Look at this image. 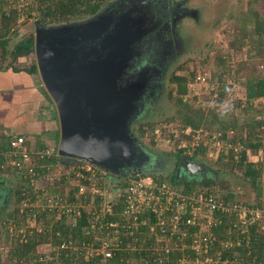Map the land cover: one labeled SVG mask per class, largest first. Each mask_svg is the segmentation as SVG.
I'll use <instances>...</instances> for the list:
<instances>
[{"label": "rangeland", "instance_id": "1", "mask_svg": "<svg viewBox=\"0 0 264 264\" xmlns=\"http://www.w3.org/2000/svg\"><path fill=\"white\" fill-rule=\"evenodd\" d=\"M112 1L114 0H108L101 7H105ZM27 3L28 0H0V29L5 23L3 22L4 15H17L16 21L12 22V20H10L8 22L9 30L6 34L8 39L6 48L8 50L13 49L17 42L23 40L28 35H35V20L37 18L35 16H26L25 13L28 10L26 6ZM185 5L191 7L196 13V15H194L196 21L190 18L182 19L183 21L180 29L181 35H179L178 38L179 41H182V47L179 52L181 56H183H180V60L174 62L173 65L170 66L171 68L167 69V72L163 76L162 84L158 87L159 91L155 93L157 95L154 94L155 99L152 103L153 107L149 108L144 116L138 118L132 124L131 128L134 134L143 143L145 149L154 155H158L157 160L159 162H161L163 158H168L170 156V163H173L172 153L176 152L179 148H183L184 154L182 155H186L188 160H194L203 166L204 169L202 170L205 176H203L202 180L198 181V179H195L190 181V183L192 182L195 186V190L192 194L197 197L198 201H200V198L203 200L207 191H210V194L216 198L223 192H233L236 195V202L238 204H243L242 206L244 207V209L242 207L240 215L244 216V210L248 211V207L249 211L258 210L260 215L258 218H254L255 221H257V219L261 217L264 218V216L262 215V208L251 206V204L256 202L255 186L244 178L242 170L235 167L231 169L229 165L226 164L228 163L230 149L233 148L235 149L234 151H239L242 147L238 141L235 144L230 142L231 137L238 135V132L230 128L226 133L228 138L224 139L222 138V132L217 130L213 125H209L207 121L195 132H192L189 127L183 128L181 117L178 115L179 109L173 98L176 94H174L175 96L172 98L169 95V89L172 87L169 77L176 69H178V73L186 75H188L190 71L196 72L194 80L187 84L189 90L184 96L182 95V97L192 102L194 108L200 107L204 118L210 116L211 109H215L217 112L228 113L227 119L234 116L238 124L246 120L248 121L252 116L264 117V96L256 98L252 108H246L244 86L247 78L246 76L248 75L264 78V58L250 57V54L254 53V50H251L250 44L246 42V44L230 51L233 54V58L229 62L228 72L220 75L219 65L214 59V56L218 53L227 54V51H229L227 47L228 42L229 39L232 38L233 33H238L243 27H246L248 31L252 30L254 24L253 12L259 11L264 18V0H186ZM204 59H207L206 62L201 63L200 60ZM35 62V54L31 52L28 56H21L16 60H13L10 55H7L4 60L0 61V64L2 66L14 65L16 67H28ZM178 63L182 64L183 67L177 68V66H179ZM198 76L203 78V80L197 79ZM34 77L36 81L33 82L38 87V95L36 97L33 96V103L37 107L36 110L31 111L32 114L29 116V122L24 130V136L31 145L42 141L48 147L56 151L59 140L56 139L57 131L59 132L56 107L51 98L47 100L44 94H42V91L46 90L39 73H35ZM221 92H223V95L220 94ZM237 99L241 100V104H235L234 101ZM30 106L32 109L33 105L31 104ZM147 123H151L153 128H145L143 132H139L138 125H143L144 127ZM231 130L232 132H230ZM256 137L262 138L264 143V125L260 128L255 127V139ZM198 146H202L204 152H195ZM262 153L264 154L263 146L257 153L250 151L248 153V158L257 162L260 157L262 158ZM59 164L64 166V163ZM147 164L148 163H146V165ZM159 166H161L160 168H162V166L165 167V163H156L155 168H159ZM167 168L168 166L165 170L158 171V173L145 174H155L162 177H164L163 175L169 176L171 169L168 168V170ZM193 171H195V169ZM193 171L191 170L190 173L192 174ZM0 175L10 179L9 182L12 184L13 190L18 183L21 182L19 173L10 168L1 170ZM142 175H144V173ZM121 177L122 176L108 172L104 178H100L95 182V184L99 182L103 183V181L106 180L105 184L108 189H106L105 196L107 201H116L115 197L117 196V192L113 190L112 185ZM165 179L166 182L171 185L169 177H165ZM60 180H62L60 173L50 169L47 175L36 181L37 188L41 187L42 191L40 190L41 192H38L34 201L31 199L26 204L20 202L19 213L15 211L16 202H12L8 209L2 212L0 216V264H19L17 259L12 255V245L14 244L11 242L10 238L12 236L16 237L17 234H19L22 239H25L26 237L24 234L27 229L28 234L34 232L42 234V232L47 229V241L40 247L42 254H47L49 251L56 250V248L60 247V243L66 240L65 234L63 233L64 231H53V227L56 224L73 225L76 223L77 215L65 214L61 216L59 213L60 211L53 209V204L46 200L47 197L52 196V194L49 193L50 188L52 189L55 187V189H58L55 194L61 192L62 198H64V201L61 203L62 207H67L69 202H67L65 197L70 187L75 185L76 181L73 176L67 177L65 182ZM178 184L184 185L182 182ZM94 187L99 189L100 186L94 185ZM177 187L179 191L182 190V186ZM88 188L91 189L90 186H88ZM84 189L86 188L84 187ZM12 198H15L14 194H12ZM90 198L85 203H82V207L91 211L93 204ZM199 204L200 202L196 203L194 209V216L196 219L200 220L201 227L195 237L197 241L193 244L195 245L194 249L197 254L193 262L194 264H213L217 261L216 255H210L204 259L201 258L202 254L205 253L206 244L200 241V237L202 233L208 231L206 221L211 217V213H209L204 205ZM26 208L28 209L27 211L25 210ZM29 210L33 213L28 214ZM183 210L184 209H180L181 212ZM175 211L179 213L177 210ZM251 216L255 217L254 215ZM172 217L171 214L165 215V219H168L170 223H174L176 219ZM239 218L242 220L241 216H239ZM18 219L20 220L18 221ZM94 219L99 220L95 214ZM17 221L21 225L20 228L16 227ZM130 226L131 227L127 226L129 230L126 229L123 235H133L134 231L140 228L138 222H131ZM148 234L151 235L150 233ZM94 236L96 238H93ZM99 236V233H94L92 236L87 234V237H90L92 242H97V237ZM155 239L154 251H160L162 247L179 249V246L175 242L171 243L172 240L170 237L159 235L156 232ZM68 243L72 247L79 246L76 238L70 239ZM126 246L131 247L132 245H130L128 241ZM183 246L181 243V248ZM131 248L135 247L133 246ZM85 249H87V247H85ZM89 250L91 251H88L89 255H91L90 253H94L92 246H89ZM25 258H22L20 264L34 262L33 260ZM158 258L161 261L163 260V257ZM47 259L50 258L47 257ZM182 259L186 264H190L191 262L188 257Z\"/></svg>", "mask_w": 264, "mask_h": 264}, {"label": "trees", "instance_id": "2", "mask_svg": "<svg viewBox=\"0 0 264 264\" xmlns=\"http://www.w3.org/2000/svg\"><path fill=\"white\" fill-rule=\"evenodd\" d=\"M107 1L108 0H28L26 5L28 10L25 14L27 17L35 16L46 25L57 24L92 15ZM252 16L254 22L252 30L248 31L246 27H243L238 31V33H233L232 38L229 39L228 42L227 47L229 51H227V54L218 53L214 56L215 62L219 65L218 68L220 70V75L228 72V67L230 65L229 62L233 58V54L230 51L246 44V42L250 44V49L254 50V53L250 54V57L264 58V18L259 11L253 12ZM3 18V22L5 23L0 29L1 60H4L7 55H10L13 60H16L18 57L28 56L29 53L34 52L33 34H30L23 40L17 42L13 49L8 50L6 48L8 42L6 34L9 30L8 22L10 20H12V22L16 21L17 15H4ZM206 60L207 59L200 60V62L205 63ZM182 67V64H179L177 68ZM5 68H10L14 72L25 71L29 74L38 72L36 62L32 63L28 67L5 65ZM177 70L178 69L174 70L169 77V81L172 85L169 89V95L172 98L175 96L174 94H176L173 98L179 109L178 115L181 117L182 127H189L192 132H195L204 122L207 121L209 125H213L217 130L222 132V138L224 139L228 138L226 136L228 129L232 128L238 132V135L231 137L230 142L235 144L238 141L242 147L239 151H234L235 149L233 148L230 149L228 163L226 164H228L231 169L235 167L242 170L244 178L255 186L256 202L251 204V206L255 208L258 207L260 209L262 208V215L264 216V154L262 153V158L260 157L257 162L248 158V153L250 151L257 153L262 146L264 147L262 138L256 137L255 139V127L260 128L264 125V117L252 116L248 121L246 120L243 123L238 124L237 119L234 116L231 115L232 117L227 119L228 113L217 112L215 109H211L210 116L204 118L200 107L194 108L192 102H189L184 99L185 97H182V95L184 96V94L189 90L187 84L188 82L191 83V81L194 80L196 72L190 71L189 74L186 75L178 73ZM246 77L247 78L244 83L246 108H252V106H254V100L258 97L264 96V78L252 75H248ZM42 94H44L47 100H50V96L46 91H42ZM220 94L223 95V92ZM234 102L236 105L241 104V100L238 99ZM145 128L152 129L153 126L151 123H147L144 127L143 125H138L139 132H143ZM13 135L24 136L25 134L23 135L18 133ZM58 137L59 132L57 131L56 139H58ZM27 143L30 144L28 140ZM31 146H34V148H44L47 145L42 141H39ZM8 148L9 139L0 143V162L4 160L3 151ZM183 151V148H179L172 154L180 156L184 154ZM198 151L204 152V148H202V146H198L195 152ZM57 161L64 163V166H66V163L62 161L59 156L56 158L45 157L37 161V166L40 167L44 165V168H37V170L45 171L46 174L45 166H49V164L56 163ZM11 170L14 171V169ZM60 176L62 179L60 181L65 182V174ZM145 176L153 177L156 180L165 179V177L155 174H147ZM170 183L177 189H179L177 186H182V190H180L185 194H192L195 190L194 184L185 183V185H180L176 183L174 176L170 177ZM57 190L58 189H55V187L52 189L50 188L49 193L56 197L54 194ZM39 191H35L31 184L21 179V182L16 186V191L14 193L16 213H19L20 202H23L26 198L34 201L36 197L35 194ZM74 192L75 189L73 187L68 190L67 196L65 197L67 201L71 202L82 199V203H85L88 200L87 197H85V194L81 195L80 199L76 198ZM58 195L62 196L61 192H59ZM207 195H211L210 191L206 192V196ZM94 197L95 203L93 204L92 209H97V202L99 198L98 195H95ZM235 197L236 195L230 191L223 192L217 198L214 197L215 199L222 201L225 209L216 208L211 212L209 211V213H211V217L206 221L208 231L202 233V236L208 237V239L203 242L206 244L207 249L205 248V253L202 254L201 258L204 259L210 255H216L217 261L213 264H264V218L261 217L257 219V221H248V217L250 215L248 212L249 207L244 216L240 215L238 209L234 207H243V204H238ZM122 204V201L113 202L111 205V213L104 215L102 218L104 223H109L110 225L108 228V238L112 241L113 247L112 255L105 260L103 259L102 253H90L91 255H89V252L91 251L86 243L90 239L87 237V234L92 236L94 233L98 232L96 231L95 226L101 222V219H93L90 210H86L82 206L80 207V214L77 215L75 224H56L53 227V231H64L63 233L65 234L66 241L76 238L79 244L78 247H72L67 244L64 247H58L56 250L49 251L47 254H42L40 247L47 241V229L44 230L42 234L35 232L28 234L27 229L24 234L26 237L25 239H22L19 234H17L16 237L12 236L10 238L11 242L14 244L12 245V255L17 259L19 264L21 263L22 258L25 257L34 261L29 264H186V262L182 261V258L184 257H188L191 260L190 264H194L193 261L195 260V257H197V254L194 249L195 245L193 244L195 243V237L200 228V225L198 224V221L200 220H195V223L193 224L185 222L186 219L191 216L190 207L187 206V212L180 215L175 229L172 227V224L166 223L164 232L161 233L160 230H156L159 235H163L168 238L170 237L172 240L171 243L175 242L179 246V249H168L162 247L160 251H154L156 234L149 235L147 232V225L139 223L140 228L135 230L133 235H123L124 231L129 229L125 225L124 217L121 214L123 209ZM25 210L27 211L28 209L26 208ZM32 213V211H28V214ZM145 216H147L146 213L139 215V221H141ZM239 216L242 217V220H240ZM19 220L20 219H18V221ZM18 221L16 222V227L20 228L21 225ZM155 221L156 218L151 213L150 222L154 223ZM99 235H101V232ZM128 241L130 242V245H132L131 247L134 246L135 248L127 247L126 245ZM98 243V241H94L92 243V247L96 248ZM181 243L182 246L184 245L182 248ZM85 247H87V249H85ZM47 257L50 259H47ZM158 257H163V260H159Z\"/></svg>", "mask_w": 264, "mask_h": 264}, {"label": "water", "instance_id": "3", "mask_svg": "<svg viewBox=\"0 0 264 264\" xmlns=\"http://www.w3.org/2000/svg\"><path fill=\"white\" fill-rule=\"evenodd\" d=\"M117 1L81 19L49 25L36 19L34 54L56 107L62 161H85L122 177L147 175L141 167L158 155L145 149L131 127L163 74L164 67L153 66L154 58L136 68L157 26L144 4L124 10V2H118L113 9ZM164 48L154 53L161 57ZM186 161L191 169H204ZM126 168L129 172L121 174Z\"/></svg>", "mask_w": 264, "mask_h": 264}, {"label": "built area", "instance_id": "4", "mask_svg": "<svg viewBox=\"0 0 264 264\" xmlns=\"http://www.w3.org/2000/svg\"><path fill=\"white\" fill-rule=\"evenodd\" d=\"M197 79L203 80L200 76H198ZM230 132H232V130ZM3 155L4 160L0 162V169H14L17 173H19L22 180H25L32 185L35 191L41 190V187L37 188L36 181L47 175L49 170L52 169L60 173V175L65 174V179L71 176L74 177L76 183L71 186L70 189L72 187L75 189L74 193L76 198L80 199L81 195L85 194L87 199L91 197L90 200L92 201V204H94V196L98 195L99 200L97 202V209H92L93 211L90 212L93 219L94 214L101 219V222L98 223L97 226L94 225L96 227V231H98L97 233L101 232V235L97 237L99 243L96 248H93V250L95 254L102 253L104 260L112 255L113 247L112 241L108 238V228L110 225L109 223H104L102 218L104 215L111 213V205L113 202L122 201L123 209L121 214L123 215L125 224L128 227H131V222H138L147 225V232L154 235L156 234L157 229L160 230L161 233L164 232L166 223L172 224V227L175 229L180 215L186 213L188 207H190L191 216L188 217L185 222L190 224L195 223V220H199L194 216L195 204L198 202H200L199 205H204V207H206L210 212L216 208L225 209L222 201L215 199L213 195H207L203 198V200L200 198V201H198L194 194H185L182 191H179L172 185H169L168 182H166V179L156 180L153 177L145 175L125 176L118 179L112 185L113 190L117 192V196L115 197L116 201H107L105 196L106 189H108L105 184L106 180H104L103 183L99 182L95 184L97 180L104 178L108 174L106 170L85 161H78L75 164L66 163L67 166H63L62 164H59V161H57L56 163L49 164V166H45V174V171L37 170V168H44V165L38 167L37 161L45 157L56 158L59 156L58 151H55L48 146L44 148H34V146L27 143L26 138L22 135H13L9 138V148L3 151ZM94 185L100 186L99 189H96ZM88 186H90L91 189L88 188ZM84 187L86 189H84ZM37 194L38 192L35 195L37 196ZM54 195L56 197L52 194V196L47 197L46 200L53 204V209L60 211L59 213L61 216L65 214L74 216L80 214V207L82 206L81 199L78 201H67L69 202L67 207H62L61 203L64 199L58 194ZM29 201L30 199L26 198L23 202L26 204ZM234 208H237L238 212L241 213L242 207ZM180 209L184 210L181 212ZM246 212L247 211L244 210V215ZM248 212L250 215L255 216L248 217V221L250 222L255 220L254 218H258L260 215L258 210ZM143 213H146L147 216L139 221L138 216ZM151 213L156 218L154 223L150 222ZM169 214L176 219L174 223H170L168 219H165V215L167 216ZM198 224L201 227L200 221H198ZM93 238L96 237L94 236ZM89 239L90 240L86 244L87 246H92L93 242L90 237ZM196 239L195 242L197 241ZM207 239L208 237L206 236L200 237L201 242H204ZM68 242L70 241L64 240L59 246L64 247L69 244Z\"/></svg>", "mask_w": 264, "mask_h": 264}, {"label": "flooded vegetation", "instance_id": "5", "mask_svg": "<svg viewBox=\"0 0 264 264\" xmlns=\"http://www.w3.org/2000/svg\"><path fill=\"white\" fill-rule=\"evenodd\" d=\"M118 2H124V10L135 8V6H131L134 5V3L144 4L145 9L148 10L150 13L149 17L150 20H152L151 23L157 26V34L148 35H151V37L149 38L154 37V39L148 47H144L143 53L141 54L139 59L140 61L138 60V62L136 63V68H142L145 66V64H150L147 63L148 60L154 58L155 63L153 64V66L159 65L161 66V68L164 67L161 80H159V87L162 84L163 76L167 72V69L171 68L170 66H172L174 62L180 60L179 57L181 56V53L179 52V50L182 47V41H179L178 37L179 35H181L180 29L181 23L183 21L182 19L190 18L195 20L196 18L194 15H196V13L191 7L185 5L186 0H119L111 5L113 9L116 8ZM135 13L138 14V12ZM159 46L165 47L167 49V52L166 50L164 51L165 54H168H166L167 56H164L166 59H164L163 57L164 52H161V57L159 53H154V50L157 49ZM158 87L155 93H158ZM154 99L155 96H152L151 98L145 100V102L139 108L141 109V112L138 118L144 116L148 109L153 107L152 103ZM11 136H13L12 133L2 135L0 136V141L5 142ZM172 156L173 163H170V156L168 158H163L161 162H159L158 160L154 162V159H152L151 161H147L149 165L147 164L141 167V171L145 173H158V171L165 170L168 166V168L171 169L170 174L169 176H163L166 178L169 177V179L170 177L174 176L176 183L182 182L184 183V185L185 183L193 184L192 182L190 183V181H193L195 179H198V181H200L202 180L203 176H205V174H203V170L193 171L194 169H191L189 167L186 161L188 160L186 155L175 156L172 154ZM156 163H165V167L162 166V168H160L161 166H159V168H155ZM191 170L193 171L192 174L190 173ZM128 172L129 170H127L126 168L125 170L121 171V174ZM9 181L10 179L8 177L0 175V216L4 210L8 209L12 202H15V198H12V194L15 193L16 188H14L13 190L12 184Z\"/></svg>", "mask_w": 264, "mask_h": 264}, {"label": "crops", "instance_id": "6", "mask_svg": "<svg viewBox=\"0 0 264 264\" xmlns=\"http://www.w3.org/2000/svg\"><path fill=\"white\" fill-rule=\"evenodd\" d=\"M34 75L25 71L14 72L0 64V136L8 133L25 134L31 111L37 107L33 103L34 97L38 95V87L33 82L36 81Z\"/></svg>", "mask_w": 264, "mask_h": 264}]
</instances>
